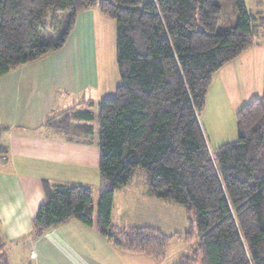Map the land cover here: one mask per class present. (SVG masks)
Masks as SVG:
<instances>
[{
    "label": "trees",
    "instance_id": "16d2710c",
    "mask_svg": "<svg viewBox=\"0 0 264 264\" xmlns=\"http://www.w3.org/2000/svg\"><path fill=\"white\" fill-rule=\"evenodd\" d=\"M235 4L237 24L216 32L222 8L213 0H0V77L61 49L79 12L97 7L116 23L120 82L97 104L96 204L89 187L44 182L33 235L75 220L120 251L163 262L171 236L111 220L114 193L143 170L153 198L184 209V239L198 237L177 264H264V93L236 112L237 139L214 151L199 119L213 75L264 29V15ZM93 107L45 124L71 140L91 137Z\"/></svg>",
    "mask_w": 264,
    "mask_h": 264
},
{
    "label": "crops",
    "instance_id": "0c3cea01",
    "mask_svg": "<svg viewBox=\"0 0 264 264\" xmlns=\"http://www.w3.org/2000/svg\"><path fill=\"white\" fill-rule=\"evenodd\" d=\"M111 21L97 7L79 12L61 49L0 77V148L6 154L0 164V264H166L120 251L75 220L32 234V220L46 200L44 182L97 191L99 141L71 140L45 123L67 110L94 105L97 111L107 99L100 97L103 77L96 65L106 44L100 31ZM257 34L263 37L262 28ZM263 93L264 47L255 43L213 75L205 100L217 120L227 108L236 116ZM176 212L172 202L151 196L144 177L114 193L111 220L120 228L149 226L174 234Z\"/></svg>",
    "mask_w": 264,
    "mask_h": 264
},
{
    "label": "rangeland",
    "instance_id": "374dc122",
    "mask_svg": "<svg viewBox=\"0 0 264 264\" xmlns=\"http://www.w3.org/2000/svg\"><path fill=\"white\" fill-rule=\"evenodd\" d=\"M215 4H218L222 8L221 20L219 26L217 27L216 32H222L225 30H229L234 27L239 19V12L237 10L235 0H213ZM246 12L249 15H264V0H244ZM111 25L104 26L103 32L100 31L102 35V41H106L105 49L102 48L99 50L101 54V58L98 59L96 65V71L99 73L100 77H103L101 81V95L103 98H111L115 95V89L119 85L120 77L117 68L116 61V23L115 21H111ZM255 32V30H254ZM263 37L259 36L257 33L255 34V43L260 44L264 47V29H262ZM104 47V46H103ZM106 96V97H105ZM84 110V109H81ZM94 111V110H93ZM233 109L227 108L222 114H220L217 120L214 119L213 113L208 110L205 100V105L202 111L200 112V123L204 130L205 137L208 142V146L211 151L216 150L220 146L233 142L237 139V128H236V118L231 115ZM95 112V119L92 122L94 127V132L92 135V139H96L99 141V122L97 113ZM0 151L3 149L0 148ZM0 154V164L5 162L2 161ZM143 170H138L137 174H135L133 180L134 181H143L144 174ZM144 184V183H143ZM96 189L93 190L94 203L96 204L97 196ZM120 192L117 193V197H119ZM174 206L177 208L176 214H171L175 219L176 225L178 227L177 233L171 234L170 231H164L163 233L167 236H171V240L169 241L166 258L163 261L166 264H177L179 258L188 257L191 255V249L195 248L198 243V237L195 235L192 241L187 242L184 239V233L190 230V225L187 222V216L185 214L184 209L175 203ZM127 207L132 208L131 204H127ZM136 214V213H134ZM168 218V217H167ZM131 221V216L129 218ZM134 225V224H133ZM194 226V223H192ZM149 227V226H147ZM134 228V227H133ZM153 228V227H151ZM156 229V228H154ZM158 230V229H157ZM193 231L196 233L195 228ZM9 245L7 246V248ZM162 263V262H161Z\"/></svg>",
    "mask_w": 264,
    "mask_h": 264
},
{
    "label": "built area",
    "instance_id": "2783aa9c",
    "mask_svg": "<svg viewBox=\"0 0 264 264\" xmlns=\"http://www.w3.org/2000/svg\"><path fill=\"white\" fill-rule=\"evenodd\" d=\"M0 154H2L1 155L2 161L5 160L6 159V154L4 152H2V151H0Z\"/></svg>",
    "mask_w": 264,
    "mask_h": 264
}]
</instances>
